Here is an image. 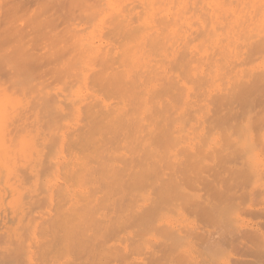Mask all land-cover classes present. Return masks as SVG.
Masks as SVG:
<instances>
[{
    "label": "bare ground",
    "instance_id": "obj_1",
    "mask_svg": "<svg viewBox=\"0 0 264 264\" xmlns=\"http://www.w3.org/2000/svg\"><path fill=\"white\" fill-rule=\"evenodd\" d=\"M257 38H260V40ZM256 53L261 55L260 61H258L259 59L257 61L259 64L263 63L264 65V54H261L264 53V0H0V162L3 164L0 169L3 170L5 183L11 188L8 190L13 191L12 197L6 203L5 199L9 195L5 191L4 199L0 189V241L4 245L0 251L2 252L0 262H7L8 264L29 263L28 261L31 262V258L35 255L33 251L35 247H38L36 254L38 253L37 260L39 261L42 259H39L42 253H40L39 249H44L42 243L45 240L49 242H45L44 244L46 245H49L53 240L58 244L68 237H72V241L74 237L72 235H75V237H79L76 240L83 238L86 242L89 236L86 239L87 235L85 236V233V238L82 236L83 234H81V238L79 235L76 236L78 231L77 234L81 233V228H78L80 227L79 225L75 227L74 224L76 222L74 221L78 223L77 219L79 217L83 219L84 216H88L86 219L90 218L92 213L88 214L89 211H86L83 214L84 208L79 211L83 212L81 215L77 214L79 216H75V220L73 215L71 219L73 221H70L68 219L70 214L68 216L67 208L65 210L62 204L64 203L63 197L69 203L70 200L68 201L66 197L71 199L76 194L71 191L72 186L77 187L78 185L79 189L97 190L99 185H102V183H98L100 176L102 181L101 178L99 181L103 182V184H105L104 181L108 180L103 185L106 187L114 184L111 179L115 180L117 176L122 174L123 176L133 175L132 177L135 176L136 178V175H141L140 173L151 171V167H153V172L154 170L162 172L163 170H160L162 168L157 169V166L161 163L159 161L161 158L163 161L166 157L168 158L169 153L167 154L165 151L170 152L169 146L172 148L173 143L177 147L184 140L191 141L193 133L197 131L193 132L196 124L205 122L204 117L200 118L196 114L200 109L204 112L205 109L210 108V86L212 89L213 87L221 88L220 90L222 91L224 90L222 87L229 86L228 92L226 91L227 89L225 92L223 91L224 93L227 92L225 99H222L224 98L223 94L219 96L221 93H218L216 96L220 98L217 101L222 99L225 103L226 96H229L226 103L230 104L235 99V96H233L234 98H231L233 99L231 101L230 93L236 95V101L247 97L240 103V100L238 103L236 101L232 103L235 106L236 104L245 103L251 97V100L254 97L252 102L257 97L261 99L259 96L256 97V92H260L259 89L264 88V85L260 86L264 72L259 74L261 77H258V75L257 78L256 72L254 74L256 78L251 79L249 77L252 80L250 82L251 87L254 86L255 88L252 87L254 89L252 93V89L248 90L250 86L247 87V83L244 82L243 84L241 82L242 84L239 87L236 86L237 84L234 81V75H237V78L240 79L239 73L244 72L245 68L257 59ZM246 71L248 72V70ZM249 73L247 76H249ZM245 84L247 85L245 86ZM244 87H247V89H244ZM256 89L258 91L255 92ZM247 91L250 95L247 94ZM213 99L211 100L214 102L215 99ZM162 101L167 104L165 105L164 103L167 109L163 107V114L157 116V114L155 115L156 106L158 107L157 104L160 105ZM219 101L223 103V101ZM219 101L215 106L213 102L211 105L216 109L218 105V108H222L223 104L220 106ZM260 102L262 107L264 102L263 100H260ZM249 103H246V105ZM255 104L259 105L257 102ZM252 106L253 110L255 108L256 111L257 107L253 103ZM214 107L211 109L214 110ZM229 108L233 110L232 107L227 109ZM236 108L238 109V107ZM246 109L248 111L250 108ZM217 110L210 114L206 111L204 113L210 117ZM230 110L228 111L230 112ZM241 110L244 113L241 111L240 113L243 114L240 115L243 116L238 113L234 114L238 115L239 119L244 118V115L248 114L246 110L244 111L242 108ZM160 112L159 110V115ZM218 112L220 111L218 110ZM231 112L233 113V111ZM174 115L179 116L177 122H175V130L170 128L172 121L175 120L173 118L177 117ZM228 115H222L223 117H221L219 114L220 117L215 118L216 120L214 118L206 120L208 118L206 116L205 120L211 122L209 125L212 124L213 126V120L218 121L221 118L219 121L222 123L224 118L223 123L227 125V119L230 118L231 121L235 118L234 116L231 119L232 114ZM261 115L263 117L264 114L262 113ZM191 116L196 118L192 119ZM245 118L247 119L248 117ZM234 120L236 121V118ZM253 120L259 122L261 119H255L254 117ZM239 121L242 122L241 120ZM256 121L254 122L256 123ZM240 122L239 124H242ZM262 122L264 123V120L258 123L260 125L258 128H261ZM216 123L218 124L219 122ZM232 124H234L233 121ZM236 124L237 126L239 125L238 120ZM172 125L174 126V122ZM212 126L210 128L214 131ZM232 126L234 127V125H229V127ZM213 127L216 128V125ZM239 127L244 128L240 125ZM198 128L201 129L200 127ZM210 128L208 126V129ZM226 130L228 132L229 128ZM208 131L211 132L210 130ZM238 131L236 132L238 133ZM261 131L264 132V130ZM236 132L235 135H237ZM255 132L256 137L259 131ZM225 133L221 137H227L228 141L230 137L227 135L230 133L228 132L226 135ZM250 133V137L254 138L253 129L250 130ZM177 134H179V137H175ZM198 135L195 136L197 137ZM217 136L216 139H218ZM259 136L261 134L255 140H259ZM199 138L197 137L196 139ZM178 140H180V143L177 142ZM205 140H201V142L204 143L207 141ZM159 142L160 145L164 143V145H168V147L166 146L168 149H164L165 154L163 153L164 155L167 154L166 157L164 156L165 158L162 157L161 153L163 149L160 151L154 147ZM207 142L204 144L206 145L205 147L209 145V141ZM231 142L233 141L230 140L229 143ZM257 142L259 143V141ZM195 146L199 149L197 144ZM196 148L194 147V149ZM186 149L183 151L189 154L182 151V154L185 153L186 155L184 160L193 155ZM171 150L173 151V149ZM221 151L220 153L223 156L224 153ZM195 152L199 153L198 150ZM213 152L210 151L208 153L211 155ZM225 152H227L226 148ZM240 152L242 153L243 151L240 150ZM249 152L247 154L252 153ZM21 153L26 155L28 174L34 178L35 188L39 189L36 193L32 189V192L30 193L29 191L27 194L22 191L21 187L25 182L26 175L21 176L18 173L16 164V158ZM174 154L175 158L178 159L179 154H176V152ZM197 154L193 155L195 160L196 157L199 159V156H195ZM187 155L190 156L187 157ZM218 155L217 157H219ZM228 155L232 157L231 153ZM149 157L151 159L155 158L160 163L158 162V165L154 167V164L156 165L157 163L154 161L153 166L152 164L150 166ZM172 157L174 158V156ZM227 157L229 156L226 155ZM118 160H122L121 162L130 161L134 164L136 161V164L128 166L126 162L125 166H121L117 164L116 161ZM171 161L166 162L167 165L165 163V166L161 165L166 168L170 162V165L174 168L175 166L172 165L174 163ZM192 161L194 160L191 158L187 160L189 164L194 163ZM187 162H185L186 165H188ZM182 164L180 163L181 166ZM68 165L69 167L67 168ZM171 166H168L167 170L168 168L171 170L168 171L172 173L173 178L170 175L171 173L168 174L169 176L166 175L167 178L169 177L168 180L171 178L170 182L175 180L174 177L177 175L174 173L176 174L174 176L172 171L176 169L173 170ZM152 171L149 173H153ZM165 171L166 169L163 172ZM161 172L159 173L160 175ZM7 175L10 176L8 179ZM58 176L60 178L66 177L68 180L66 181L64 178H62L63 181L56 180ZM154 176L156 177L157 174ZM13 177L18 182L19 188L17 189H15L17 184L14 183L12 185L9 181ZM144 177V175H141V180L151 178V176ZM155 177L151 178L150 181L155 179L152 182H156L158 176ZM162 177L161 180L164 181ZM177 177L181 185V179L179 176ZM116 180L118 181V179ZM141 180L138 178L139 182ZM146 180L149 181V179ZM72 181H76L77 185L71 186L69 183H73ZM132 181L130 182L133 183ZM142 182L144 181L140 182V188L145 186V182L144 184ZM152 182L151 184L157 183ZM160 182L158 183L160 184ZM164 182L161 183L163 184ZM175 182L177 183V180ZM89 184L93 187L89 186ZM125 184L129 183L125 181ZM125 184L121 185L119 183L120 186L124 187L126 186ZM151 184L149 189H152ZM172 184L174 187L171 188V185L169 187L177 190L179 185H176L175 188L174 182ZM114 185H112L113 188L116 187ZM163 185L160 184V186ZM156 186L154 187L159 189V186H157L158 188ZM165 187H167V184ZM40 189L42 190L40 191ZM137 189L139 190L138 187ZM73 190L75 189L73 188ZM107 191L110 192L109 190ZM126 191L129 192L130 190L127 189ZM76 192L80 193V191ZM95 192L94 194L96 195L97 193ZM102 192H105V190L103 189ZM129 193L130 195H128ZM129 193L127 197L131 196V192ZM107 195L110 194L108 193ZM93 199L95 201L94 197ZM113 199L114 201L116 200L115 198ZM105 200L103 201L107 202L108 199L105 197ZM49 201L52 204L51 206L56 205L58 208L57 213H60L57 214L55 212V214L60 221L58 219L59 222L56 223L52 217L47 222H43L42 220L44 219L40 220L41 217L36 220V217H33L34 221H32L30 206H32V211L33 207L34 209L37 208V210H43L45 205H50ZM81 202L83 201L81 200ZM104 202L103 204L106 205ZM124 202H126L125 199ZM130 202L132 203V201ZM119 204H114V207ZM134 204H132V207H134ZM23 206L24 213L23 211L20 213V209ZM72 207H69V209ZM96 207L98 208V203L90 205L88 210L92 212ZM128 207L130 206H125L126 211H128ZM6 209L8 213L5 211ZM60 209L63 210L60 211ZM44 212L45 217L48 214L55 215L54 211H50L49 208L48 211ZM46 212L48 213L47 215ZM97 213L95 212V216L92 214L94 222L95 218H97ZM82 215L84 216L82 217ZM56 216L55 221L57 220ZM109 216L108 219L110 218ZM142 217L140 218L141 220H143ZM106 219H103V221H106ZM66 220L69 221L67 222ZM145 220L147 219L145 218ZM103 221L100 220L102 224H105ZM116 222L114 221V223ZM66 223L69 224L67 225ZM65 224L67 226L70 225V228L75 231L77 228L79 230L73 234V230L66 228ZM71 224L74 226H71ZM102 224L100 223L101 226ZM57 225H61L60 228H64L67 231L70 229L69 231L72 234L69 231H63L66 234L60 240L59 233L63 232ZM56 228H59L58 230L61 232L59 231L58 233ZM92 228L95 227L93 226ZM98 228L96 229L98 230ZM102 228L104 230V227ZM110 228L109 230L114 231L117 227L111 226ZM83 231L84 229L82 233ZM176 231V234L173 233L175 239L177 238L176 235H178ZM36 236L44 239V242L42 239L39 244L40 248L35 242L32 243V237L38 240V238H35ZM53 236H56V239ZM178 236L180 237V235ZM75 237V242L72 241L74 246L77 242ZM90 237L92 238V236ZM104 237L102 240H104ZM49 238L51 240L53 238V240L47 241V239L50 240ZM69 238L64 242L68 240L70 244ZM177 239L175 241L181 242L179 241L181 239ZM91 241L92 239L90 240L89 238V242H83L82 245H90ZM93 241L95 242V240ZM39 242L37 241V243ZM55 242H52L51 246H49L56 245ZM96 242L98 243V241ZM178 242L177 244L180 245L181 243ZM81 243L78 244L83 248ZM63 244H60V246H64ZM69 244L65 243L66 247ZM177 244L174 245L177 246ZM54 247L56 248L57 246ZM88 248L86 247L85 250H88ZM54 251L51 250L52 254ZM51 252L49 253L50 255ZM47 255L43 253L42 256Z\"/></svg>",
    "mask_w": 264,
    "mask_h": 264
},
{
    "label": "rangeland",
    "instance_id": "obj_2",
    "mask_svg": "<svg viewBox=\"0 0 264 264\" xmlns=\"http://www.w3.org/2000/svg\"><path fill=\"white\" fill-rule=\"evenodd\" d=\"M258 40H260V38ZM258 54L259 53H256L257 59L253 63H251V65H250L251 67L248 65L247 68H245L246 70H248V72L245 70L247 73L244 71L246 76H245V74H243L244 72L239 73V77L241 79L240 80L239 78H237L238 77L237 75H234V79H235L234 81L236 82L235 84H237L236 86L240 87V84H242V83L244 84V82H245L248 84V85L245 84V86L246 85H247V87L250 86L248 90L252 89L251 93L255 89L254 86H252L254 89L251 87V83H250L252 81L251 79H253L255 77V75H254L255 72L257 74L256 77L260 73L263 74V72H264L263 63L259 64V62H258V61H260V56H261ZM261 54H264V53H261ZM249 72H251V73H249ZM248 73H249V76H247ZM263 76H262L263 79H261L262 84L260 85V82H259L260 86L264 85V81H263L264 77ZM247 77L248 78L250 77L251 79L250 78L248 79ZM258 77H261V76L259 75ZM236 79H238V80H236ZM246 79H248V80H246ZM235 84L233 83V85H235ZM210 87H209V89L211 90V92H210V94H211L210 95V101L211 102H210V106H209L210 108L205 109V111L208 112V114H210L211 112L213 113V111L215 112V110L218 109L221 113L218 112V110H217L218 113L216 112L214 114H211L210 117H208V114L206 115L205 114L206 112L204 111L205 112L204 113L203 110L200 109L196 115L200 118L204 117L203 119L205 122L204 123L201 122L199 124H196L193 132L196 130L197 131L193 133V137H192L191 141H187V140L182 141V143L179 144L180 146L177 145L178 148L175 145H173V143H172V148H171V146H169L170 152L164 150L168 147V145H164L165 143L160 145V142H159L157 145H154V147L160 151H161V149H163L161 152L163 155L162 156L163 158H165L167 156V154L169 153L168 158L166 157L164 161L161 158L159 160L161 163L158 161L160 163L159 165H158V162L155 160V158H152V159H154V160H152L151 157H149L150 161L148 160V162H149L150 166H151V164L153 166L154 161H155V163L157 162L156 165L154 164V167L158 165L157 169L162 168L160 170H163V171L166 169L167 172L166 171L165 172L160 171L161 172V175H160L159 174L160 172H158L159 170L158 171L154 170V172H153L152 171L153 167H151V171L153 173H149L151 171H148V172L146 171L143 174L140 173L141 175H144L145 177L151 176V178L155 177L154 175L157 174L158 177L157 176L156 177H157V179H159L158 182H160V181L164 182L165 181L164 183L167 184V187H165L166 184L163 183L164 184L163 185L161 182H160V184L163 185L164 187L160 186V184L157 182V179H156L157 183L155 181L152 182L155 179L150 181V179H151L150 177L146 178V179H149V181H147L145 179L146 180V182H145V180H143V179L141 180V175L140 176L136 175V178H137V176H139L138 178L141 181L145 182V184H144V182H142V184H144L145 186L142 185L143 187L140 188L139 186H140L141 181L139 182L138 178L136 179L135 176L132 177L133 175L130 176L129 174L124 175V176H123V174L120 176H117L115 178V180L111 179L112 182L114 181L113 183L115 185L114 184H112V185L116 186L115 188H113L112 185H110V186L107 185L106 187L103 186L106 184V182L108 180L104 181V179H103V181L105 183V184H103V182H101L102 178L100 175L99 176L101 178V181H99L100 180V178H99L98 183L100 182V183H102V185H99L97 190L96 189H79L78 185L76 184V181H74L75 184L73 181H72L73 183L70 182L69 184H71V186L77 185L78 188L72 186L75 190H73V188H72L71 191L74 192V194L75 193L76 194L71 199L66 197V199L68 201L70 200L69 203L65 200V197H63V202H64V203H62L63 207L65 208V210L67 208L68 216L70 214V217L68 219H70V221H73V220H71L73 215H74V220H75V216H79L83 212H84L83 214H85L86 211L90 212L91 210H88L89 206L96 204V203H98V208L97 207L94 208V210L90 213L88 212V214L92 213L95 216V212L96 213L98 212L97 213L98 215L96 214L97 218H95V222L93 221L94 217L92 214H91L90 218H87V219H86V217H88V216L82 215V217L84 216L85 219H84V217H83V219L79 217V219H77L78 223H77V221H74V222H76V224L73 223L75 225V227L76 226L78 227V225H79L80 227H78V228L79 229L81 228L80 229L81 233H79V234H77L79 232L78 228L75 231V230L70 228V225L67 226L70 222L66 223L67 225L65 224V227L73 230V232H74L73 234H75L78 231L76 233V236L79 235L80 238L82 236H84V233H85V236L87 235L86 239L89 236L90 240L92 239V241L90 242V245L85 244L87 246H85V245L83 246L82 244H83V242H85V239L81 238L80 240H76V239H79V237L77 236L78 237L77 238V237H75V235H72L75 237V240L77 241L75 244L78 246L72 245V243L75 242L74 237L72 239L73 242L71 241L72 237H70V238L68 237L70 239L69 241H70V244L72 246L71 247L68 240H67V242H64L68 238H64V239L62 238V237H64L63 235L66 234V232L64 233L63 231H67V230L62 227L64 229L63 230L60 228L61 225L60 226L57 225V227H59L60 230L63 232V233H59V231H60V230H58L59 228H56L59 235H60L59 236L60 240L63 239L64 244H63V242H60L57 244V242H55L53 240V238H52L53 241L51 240V238H49L50 240L47 239V241H52L53 243L54 242L56 243V245H52V247H50L51 246L50 244L52 242H50V244H49L50 246L46 245V244H44L46 242V240L44 242V239L41 237L43 239V242H44V243H42L44 246V249H39L40 253L42 252L41 255L39 256V259L40 258H42V259L39 260L40 262L37 260L38 259V256H37L38 253L36 254V249L38 247H35V249H33V251L35 252V255L31 258V262L33 261L32 262L33 264H37V263L38 264H264V132L261 131V130H264L263 129L264 123L262 122L261 128H258L260 126V125H258V123L261 120H264V119H262V118H264V115H263V117L261 115L262 113L264 114V112H263L264 103H262V107L260 104L261 103L260 100H263V102H264V98H262V97H264V96H262V95H264V90H263L264 88L263 89L260 88L259 89L260 92L258 91V89H256L255 92L258 91V92H256L257 94L253 93V94H256V97L259 96L261 99H259L257 97L252 102L254 97L252 100H251V98H252L251 97V98L247 99V100H249V99L251 100V101L249 100L250 103H249V101L247 102V100H246L245 103L243 102L242 104H238L239 106L236 104V106H235L232 104V103H235V101H236L235 100L236 95H234L233 93L232 94L230 93V95H231L230 99L234 98L233 96H235V99L234 100L231 99V101L233 100L232 102H230V100H229L230 104L226 103L229 96L228 97L226 96L227 99L225 100V103L222 100V99H225V94L228 92L229 86L227 87V85H226V87H224V88L222 87V89H224L223 90L224 92L227 89L226 93H224L222 90H220L221 88L218 89V87H213V89H212V87L211 88ZM247 87H244V89H247ZM256 88H258V87H256ZM230 89H232V88H230ZM212 92H213V94H212ZM218 93H221V94H219V96H221L222 94L224 96V98L219 99V100L223 101V103H220L219 100L218 101H219L220 106L223 104V107L226 106L225 108L220 107L221 108L220 109V108H218L219 105L217 106V109L214 107L216 105V103L218 102L217 99L220 98V97L216 96ZM245 93H246V91H245ZM247 94H248V91H247ZM212 95L217 97V98L215 99V97H214V99H215L214 100ZM248 95H250V93ZM248 97H250V96H248ZM244 98H245V96H244ZM211 99H213L214 102ZM245 99H243V100L239 99L240 101L237 100L236 103H238V101L240 103L241 101H244ZM212 102L214 103V106L211 105V104H213ZM254 102L255 103L257 102L259 105H256ZM164 103L162 101V103L160 105L157 104L158 105V107L156 106L157 111L156 110L155 111L158 113L155 112V115L157 114V116H161L163 114L164 110H162V109H163V107H165ZM246 103H249V104L246 105ZM252 103L255 107H257L256 111H255V108L253 110ZM165 105H167V104L165 103ZM228 105H230V106H228ZM231 105H233V106H231ZM213 107L215 108L214 110H212ZM228 107H232L233 110H230V108L227 109ZM236 107H238V109ZM156 108H154V109H156ZM235 108H236V110H235ZM241 108L244 111L246 110V112H248L247 115H244L245 117H248L247 119L245 117L244 118L242 117L243 119L240 117L241 119H239L238 115H237L238 117L236 115H234L235 113H238L239 115L243 114L244 112L241 110ZM246 108H250V109L247 111ZM164 109H167V108L165 107ZM159 110L161 111L160 115H159ZM207 110H209V111H207ZM228 110H230V112ZM231 111H233V113ZM241 111L243 113H240ZM227 113L232 114L231 119H232V117L235 116L236 121L234 120L235 118H233V120L230 121V118H229L230 116ZM219 114L221 115V117H223L222 115H224V116L228 115L229 116V117H227V118H229V119H227L229 121L226 120V122L228 124L226 125L223 123L225 120L224 118H223L224 120L222 119L223 124L220 123L219 120L221 118H219V120L217 119L218 121L213 120V126L216 125V128H214L212 126V124L209 125L211 122H209V121L207 122L206 120L218 118V117H220ZM259 114L262 118L259 116ZM205 115L208 117V118H206V120H205V117H206ZM212 115H214V116L212 117ZM174 116H177L174 118L172 116L173 120L175 119L176 121L175 120L172 121V124L174 122V126L171 124L170 128L171 129L173 128L175 130V128H174L175 122H177V118L179 116L178 115H174ZM240 116H243V115H240ZM194 117H192V119H194ZM254 117H255V119L259 118V120L260 119L261 120L259 122L256 120H253ZM245 119H246V122L244 123ZM237 120H238V124L240 122L239 120L242 121V122H240L242 124H239V125L241 127L243 126L244 127L243 129L240 128L239 125L237 126V124H236ZM232 121L234 124H232ZM254 121H256L257 124ZM216 122H219L218 123L219 125ZM243 123H244V125H243ZM206 124L209 126V128L212 126L214 131H212L211 128L208 129V126ZM235 124H236V127H235ZM205 125H206V127H204ZM229 125H234V127L233 126L229 127ZM162 126H163V124H162ZM198 127H200L201 129H199ZM227 128H229L228 132L230 134H228V132L226 130ZM254 128H255V130H254ZM234 129H238V130L240 129V131L236 130V131H238V133H237ZM252 129L254 131V133H253L254 138L250 137V135H251L250 130H252ZM258 129H260V130H258ZM208 130H210L213 133L209 132ZM215 130H217V131L215 132ZM222 131H223V133H222ZM234 131L237 133V135H235ZM255 131H259V134H261V136H262V137L259 136L260 137L259 140L258 139L255 140L259 135L257 133L258 135L255 137V135H256ZM197 132H199L198 133L199 135L197 134ZM224 132H226L228 134L227 136L230 137V139L228 141L230 142V140H232L233 142L229 143L227 141L228 138L225 136H224V138H222L223 137L222 135L224 134ZM226 133H225V135H226ZM217 134H218V136H217ZM195 135H198L197 137L198 138L200 137L199 138L200 140L196 139L197 137ZM211 135H214V136H211ZM233 135L235 136V138H233L234 137ZM216 136L218 139H216ZM175 137H179V134H177ZM205 138L207 141H209V145H207V147H205L206 145H204V144L208 143L205 140ZM201 140L202 141L205 140L206 142L203 143V142H201ZM252 140H254V141L252 142ZM155 141H157V140H155ZM179 141L180 140H178L177 142L180 143ZM211 141H213V142L211 143ZM257 141H259V143ZM188 142H189V144H188ZM185 143H187L188 145ZM256 143H258V144H256ZM191 144L194 146H192ZM195 144H197L199 149H203V146H204L203 150H205V151L199 150L198 148H196ZM201 144H203V145H201ZM224 144H226V145H224ZM194 147L196 149H194ZM186 148L193 155L195 153L197 154V152H195L196 150L199 151V153L197 155H195V156H199V159L196 157V160H195L193 155H191L190 158L194 160V161H192V162H194L192 164H189V162H187V160L190 158H187V160H184V159H186L185 158L186 155H185V153L182 154V151ZM219 148L223 151H221ZM225 148H226L227 152H225ZM259 148H261V150H259ZM171 149H173V151ZM180 150H181V152H180ZM240 150L243 151L242 152L243 154L240 152ZM164 151L167 152L166 155H164L165 154ZM210 151L211 152L214 151L213 152L214 154L213 153L211 154L212 156L214 155L213 158L208 153ZM220 151L224 153L223 156H225V157H223L221 155L222 153H220ZM247 151L248 152L250 151L252 153L249 152L250 154H247L248 153ZM260 151H261V153H260ZM175 152H176V154H179L178 159L175 158V154H174ZM178 152H180L181 154ZM183 152H186V151H183ZM215 152L220 153V154L218 155ZM230 153H231L232 157H230V155H228ZM186 154H189V153L186 152ZM240 154L242 157L240 156ZM183 155H185V156L183 157ZM217 155L219 157H217ZM226 155L229 157L226 158ZM244 155H245V157H244ZM172 156H174V158ZM188 156H190V155H187V157ZM180 157H181V159H180ZM200 157L203 159L201 160ZM166 159H167V161H166ZM170 160L173 161V162L171 161L172 163L177 165L176 166V165L172 164L173 166L176 167V168L175 167L172 168V166L170 165L171 163L169 162V164H168V166H171V168L173 170L176 169L175 171H172V172H173V174L174 173L177 174V175L174 174V176L176 175L174 178H175V180H177V183L173 179H172L173 180L172 182H174L175 188H176V185H179V187H183V188L178 187L177 190H175L174 188L171 189L174 186H172L173 184H172V182H170L171 178L169 179L170 181L168 180L169 177L167 178V176H169L168 174L171 173L170 172L171 170L169 168H168V170H170V171L167 170L168 166L166 168L163 167V165L165 166V163L170 161ZM119 161L120 160H118L116 162L118 165H121V166H125L126 162H127L128 166L136 164V161H135V164L131 163L130 161L121 162L122 160L120 161V163H121L120 164ZM184 161L187 162L188 165H186V163ZM180 163L181 164L183 163L185 166L183 164L181 166ZM16 164H17V168H18V173L21 176L26 175L25 182L22 184V187H21L23 193L27 194L29 191L31 193L32 192L31 189L35 190V193H36V191L39 189L35 188L36 187L35 180H34V178L29 176V174H28L29 170H28V162H27L26 155H24L23 153L19 154L16 158ZM161 164H163V165H161ZM2 165H3L2 162H0V168H2ZM160 165H161V167H160ZM166 165H167V163H166ZM68 167H69V165L67 166V168ZM162 174H164V175H162ZM170 175L172 176V173ZM162 176H166V177L163 178ZM177 176L180 177V179H181L180 182L183 184V186H182V184L180 185L179 178ZM9 177L10 176L7 175V179ZM14 177L11 178L9 181L11 182L12 185L14 183L17 184L15 187V189H17V188H19V186H18V182L16 181V178H14ZM161 177L164 179V181L161 180ZM62 178H64V177H62ZM62 178H60V176H58L56 178V180L58 179L59 181L60 180L63 181ZM172 178H173V176H172ZM116 179H118V181ZM120 179L123 180L122 183H121ZM64 180L67 181L68 179L65 177ZM124 180L126 181V183L127 182L129 183V184H127L128 186L125 184ZM130 181H132L133 183H131ZM112 182H110V183H112ZM115 182H117V183H115ZM151 182L156 183L157 186H159V189H156L154 187V186H156V184H151ZM119 183L121 185L125 184L126 186L125 187L120 186ZM117 184L119 185V187ZM130 184H131V186H133L132 189H131ZM146 184H147V186H146ZM150 184H151L152 189H149ZM170 185H171V188L169 187ZM89 186L93 187L91 184H89ZM137 187L139 188V190L137 189ZM144 187H146L147 189ZM160 187L165 188V189L162 190V188H160ZM117 188L121 189V190L118 191ZM0 189L2 191L3 198L5 197V191L7 192V195H9V197H7V199L4 198L5 202L7 203V201L13 195V193H12L13 191L11 192L10 190H8L11 188L4 181V174H3L2 169H0ZM103 189L105 190L106 193L108 192L107 190H109L111 192V193L108 192L110 195H107L108 193L106 194L105 192H102ZM127 189L130 190L129 192H131V196L127 197V194L129 193L128 191H126ZM140 189H142V190H140ZM144 189H146V190H144ZM41 190L42 189H40V191ZM93 190H95L96 192ZM114 190H115V192H114ZM160 190H162V191H160ZM178 190H180V191H178ZM51 191H53V190H51ZM76 191H80V193L76 192ZM145 191L146 192L148 191V192L146 193ZM94 192L97 193L96 194L97 196L94 194ZM120 192H121V195H120ZM128 195H130V193ZM116 196H117V199L120 201H118L116 199ZM122 196H125V197L122 198ZM75 197H78V198H75ZM93 197L95 198V201H94ZM105 197H106V199H108L107 202H104V201H106ZM111 197L115 198L117 200V202H115L116 200L114 201V199ZM84 198H85V200H84ZM73 199H74V201H73ZM124 199L126 200L127 203L126 202L123 203ZM79 200H80V202H79ZM81 200L83 202H81ZM85 201L87 202V204ZM121 201L123 204L121 203ZM130 201H132V203ZM103 202L106 203V205H104ZM49 203H50V201H49ZM74 203H76L77 205ZM108 203L112 206V208ZM116 203L117 204L120 203L119 205H117L118 208H117V206L114 207L116 205ZM125 203H126V205H125ZM129 203H131V204H129ZM47 204H48V202H47ZM121 204H122V206L124 205L123 208H122ZM132 204H134V207H132ZM48 205H45V208H44L45 210L43 209L44 211H48V208H49L50 211L51 210L54 211L53 212L54 214H55V212L56 213L58 212V208L56 207V205L51 206L52 205L51 203H50L49 207H48ZM66 205H67V207H65ZM74 205H76L75 206L76 208L74 207ZM86 205H88V206H86ZM127 205L130 206V207H128L129 209H127L128 211H126V208H125V206H127ZM83 206H86L87 208L83 207ZM106 206H107V208H106ZM50 207H52V208H50ZM69 207H72V208L69 209ZM81 207H83V208H81ZM53 208H55L56 210ZM79 208H81V209H79ZM84 208L87 210H85ZM31 209H32V206H30V214L32 213V215H31L32 221H34L33 217H36L35 220L39 219V217H41L40 220L44 219V220H42L43 222H47L49 220V218L51 219V217L54 218L53 221L56 223L60 221V219L56 216V214L55 215L51 214L52 215L51 216L46 212V215L47 214L48 215L45 217V212L43 210H37V208L34 209V207H33V211ZM63 209H60V211ZM77 209H79V210L77 211ZM82 210H83V212H79ZM5 211H7V213H8L7 209ZM22 211L24 213V206L20 209V213ZM42 211H43L44 215L42 214ZM69 212H71V213H69ZM144 212H145V214H144ZM59 213H57V214H59ZM72 213H74V214H72ZM77 214H79V215H77ZM108 215H110L109 216L110 218L114 216L113 218H115V219L118 216L116 220L111 218L112 220H114L115 222L117 221V222L114 223V221H112L110 218H109L110 219L109 220ZM140 215L143 216L142 217L143 220L140 219L141 218ZM55 216L57 219L56 221H55ZM103 216H105V217H103ZM106 217H107V219H106ZM145 218L147 220H145ZM58 219H59V221H58ZM96 219H97V221H96ZM98 219H100L101 221H103V219L104 220L106 219V221H103V222H105V224H102V222H100V220L98 222ZM139 219H140V221H139ZM88 220H90V221H88ZM91 222H92V224H91ZM96 222H98L99 224L98 223L96 224ZM109 222H111V223H109ZM100 223L102 224V226L100 225ZM73 224H71V226H74ZM81 224L82 225L84 224L83 225L84 227ZM112 224H115V225H112ZM85 225H87V226H85ZM90 225L91 226L93 225L95 228H92L93 226L91 227ZM111 226H114V228H116V227L117 228L114 231L109 230V228ZM98 227H100V228H98ZM102 227H104V230ZM174 227H176V228L174 229ZM96 228H98V230ZM83 229H84V231L82 233ZM88 229H90V230H88ZM176 229H177V231H176ZM105 230H106V232H105ZM87 231H89V232H87ZM175 231L177 232L178 235H180V237L178 235H176L178 238V239L177 238L176 239L177 240L181 239V240H179L181 242L175 241L176 240L174 238L175 235L173 234V233H175ZM56 232H55V235L57 236ZM69 232L72 234L71 231H69ZM100 233H102V235H100ZM81 234H83V235L81 236ZM182 234H184V235H182ZM99 235L101 238L99 237ZM56 236L55 237L53 236L54 239H56ZM85 236H84V238H85ZM90 236H92V238ZM94 236H96V237H94ZM103 236H105L104 240H102ZM39 237L40 236L35 237V238H38V240L34 239L32 237V243L35 242V244L36 245L38 244V246L40 248L39 244L42 242L41 241L42 239H40ZM43 237H44V235H43ZM59 237H57V238L59 239ZM98 237H99V239H98ZM89 238L87 239L88 241L86 240L85 243L89 242ZM95 238L98 240H96ZM39 240H40V242H39ZM93 240H95V242L98 241V243L97 242L95 243ZM37 241L39 243H37ZM81 241H82V243H81ZM177 242L181 243V244L178 245ZM46 243H49V242H46ZM65 243L69 244V245L66 247ZM78 243L79 244L81 243L83 248H81V246ZM60 244L64 245V246H62L63 248L60 246ZM174 244L175 245L177 244V246H175ZM3 246L4 245L0 241V251H1V247H3ZM54 246H57V247L55 248ZM69 246H70V248H69ZM88 246H90V247L88 248ZM49 247H50V251L48 250ZM86 247L88 248V250H85ZM51 250L52 251L55 250L53 253L54 255L52 254ZM45 252H48V253H45ZM50 252H51V255L49 254ZM1 253L2 252H0V258H1ZM43 253H44V255L45 254H48V255L42 256ZM34 257H36V258L34 259ZM43 257H44V259H43ZM46 258H48V259H46ZM28 262L29 263H26V264H32L30 261H28ZM0 264H8V263L7 262H0Z\"/></svg>",
    "mask_w": 264,
    "mask_h": 264
}]
</instances>
